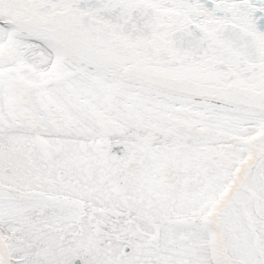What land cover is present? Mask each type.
<instances>
[{
	"label": "snow or ice",
	"instance_id": "obj_1",
	"mask_svg": "<svg viewBox=\"0 0 264 264\" xmlns=\"http://www.w3.org/2000/svg\"><path fill=\"white\" fill-rule=\"evenodd\" d=\"M0 264H264V0H0Z\"/></svg>",
	"mask_w": 264,
	"mask_h": 264
}]
</instances>
